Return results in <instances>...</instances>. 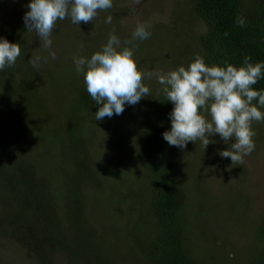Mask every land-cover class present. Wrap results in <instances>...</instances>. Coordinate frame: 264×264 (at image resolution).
Here are the masks:
<instances>
[{
    "label": "rangeland",
    "instance_id": "rangeland-1",
    "mask_svg": "<svg viewBox=\"0 0 264 264\" xmlns=\"http://www.w3.org/2000/svg\"><path fill=\"white\" fill-rule=\"evenodd\" d=\"M185 1L140 0L137 4L134 0H113V7L99 12L92 23L57 21L50 37L51 49H46L36 33L27 31L24 25L30 0H0V33L16 40L17 30L24 26L26 37L20 40L21 53L29 63L24 71L32 75L29 79L17 64V69L13 66L9 70L15 77L10 90L0 89V142L4 148L1 163H22L51 171L45 187L33 176L31 186L22 192L0 191V264H146L135 256L140 251L137 240L127 235L138 216H129L126 221V212L130 214L136 204L134 200L130 204L124 196V185L130 186V196L140 177H136L137 169L123 151L133 144L138 133L136 118L131 115L151 105L154 95L132 105L130 112L126 104L121 115L103 120L95 119L97 109L91 113L78 103L83 111L73 114L69 124L65 115L70 104L68 82H77L74 58H90L112 34L121 40L122 47L134 48L140 70L166 74L173 67L171 61L176 52L160 44L167 42L175 31L177 40H186L191 46L189 53L179 56L186 62L196 45L190 39L197 25L184 13H191ZM108 16L112 17L111 23L105 22ZM138 23L149 26L150 37L125 45ZM187 33L191 36L187 37ZM50 51L55 52L56 59H52ZM35 57H40L37 68L29 62ZM21 76L29 85L20 83L32 88L35 99L27 102L17 93ZM144 83L152 94L163 87L155 76L146 78ZM68 126L71 133L63 137ZM252 127L256 133L255 149L244 157L243 165L232 166L230 158L218 154L229 147L219 134L210 137L216 142L205 149L200 141L189 142L174 157L176 177L183 180L188 195L187 223L192 222L188 235L206 258H200L202 264L215 262L216 257L221 264H245L249 259H245L247 248L250 256L264 246L255 234L264 215V122H253ZM88 131L92 133L88 154L98 164L97 169L104 170L97 175L86 164L79 168L82 173L76 178L84 181L80 182L77 204L71 207L65 199L63 183L71 180L75 172L64 169L66 162L62 169L54 170L57 159L53 156L59 154L64 160L65 148L68 150L71 141L81 137L80 132ZM51 149L52 154L44 157L43 153ZM93 172L96 178L89 180ZM47 179L48 173L42 181Z\"/></svg>",
    "mask_w": 264,
    "mask_h": 264
},
{
    "label": "trees",
    "instance_id": "trees-1",
    "mask_svg": "<svg viewBox=\"0 0 264 264\" xmlns=\"http://www.w3.org/2000/svg\"><path fill=\"white\" fill-rule=\"evenodd\" d=\"M185 2L189 4L191 13L187 10L184 13L197 25L194 34L191 36L190 33H187V37L191 36L190 41L193 39L196 45L188 60L186 62L181 60L179 56L189 53L191 46L186 40L183 42L177 40L176 32H171L172 36L168 37V41L160 44L168 47V50L176 52L175 59L171 61L173 67L169 68V71L181 65L187 66L196 56L203 57L209 66H226L227 63H230L239 67L244 64L246 56L251 57L250 62L253 64L264 62V0H186ZM238 16L245 19L244 27L237 24ZM21 27L24 29L23 25ZM23 29L17 30L16 40L7 33H0V39L6 38L10 42L18 43L21 47L20 40L26 37ZM185 29L188 31L187 27ZM27 65L29 63L21 53L13 69L18 68L24 71V67ZM10 69L12 67H6L0 71V89H9L14 84L15 77L9 71ZM24 73L29 76V79H32V75L25 71ZM21 81L25 85H29L28 81L21 76L17 84V93L27 102L35 99L32 88L24 87L20 83ZM68 84L70 86L68 96L70 104L68 106L69 113L67 114L65 111V115L70 124L71 116L83 111L79 109L78 103L81 108L84 105L86 110L91 113L95 109L98 110L99 105L88 94L83 74L78 73L77 82L74 83L70 79ZM252 87L258 91H264V76ZM152 95H154V101L151 105L135 115H131L136 118L135 130H138V133H136L133 144L123 151L127 154V159H131V165L137 169L136 177H140L138 179L140 181L139 188L137 187L130 196L128 195L130 186L124 185V196L129 198L130 204L132 200L136 204L130 209V214L126 212V221L130 219L129 216H138L136 220L132 221L127 235L137 240L138 245L129 238L139 247L140 251L136 252L135 256L140 260L144 259L146 264H202L203 260L200 258H206L200 255V251L188 235L187 229L192 222L187 223L189 209L186 206L188 200L186 186L183 180L176 177L175 174L177 167L174 157L179 148L170 146L163 138V133L171 128L169 114L174 105L165 100L162 88ZM71 103L74 104V107H71ZM253 103L258 105L257 100H254ZM126 108L130 112L133 107L127 104ZM261 109L264 112V108ZM69 126L65 130L67 132L63 133V137L71 133ZM80 133L81 137H76L71 141L68 150L65 148L67 157L64 160H61L59 154L53 156L57 159L54 170L62 169V163L66 162L67 166L64 169L71 168L75 172L71 180L63 183L67 191L65 199L69 206L71 204V207L77 204V197H80L81 194L80 182L84 181V179L76 178L77 174L82 173L79 168L86 164L93 167L97 175L104 170L103 168L97 169L98 164L94 163L91 154H88L87 151L89 145L91 146L90 136L92 133L89 131ZM58 149L59 146L55 150ZM3 153V144L0 142V179L4 182L0 185L1 192L7 189L11 191L18 189L22 192L31 186L33 176L40 180L44 187L45 183L51 179V171H47L45 167L35 168L22 163L3 165L1 163ZM51 154L52 149L44 152L43 156L49 157ZM117 159L121 160L120 153H117ZM94 172L92 176L88 177L89 180L96 178ZM47 173L48 179L42 181L46 178ZM105 173L109 175V170ZM200 232L203 233L202 229ZM255 234L260 236L262 242L264 241V215ZM248 250L247 248L245 259H249L245 264H264V246L250 256H248ZM210 264H221V262L216 257L215 262L212 260Z\"/></svg>",
    "mask_w": 264,
    "mask_h": 264
},
{
    "label": "clouds",
    "instance_id": "clouds-1",
    "mask_svg": "<svg viewBox=\"0 0 264 264\" xmlns=\"http://www.w3.org/2000/svg\"><path fill=\"white\" fill-rule=\"evenodd\" d=\"M139 3L140 0H134ZM23 19L27 31H34L46 49H51V34L57 21L70 19L80 25L93 22L101 11L113 7V0H30ZM111 16L106 23H111ZM239 26H245L242 16L236 18ZM148 25L138 23L132 39L145 40L151 35ZM52 59L55 52L50 51ZM21 56V47L6 38L0 39V71L13 67ZM40 57L30 59L37 68ZM251 57L244 58L242 66L227 63L226 66L206 64L201 56L187 66L181 65L166 74L145 72L138 68L134 48L121 46V40L112 34L101 50L90 58H74L76 71L83 74L87 92L99 105L96 120L121 115L125 105H136L144 97H152L144 80L156 77L162 85L165 100L174 105L170 115L171 128L163 133L170 146L184 149L189 142L200 141L205 149L210 139L219 134L229 147L218 154L230 158L232 166L243 165L244 157L255 149L256 135L253 122H264V91L252 86L264 76V62L255 64ZM257 100L258 105L253 101ZM210 117V119H209ZM234 141V142H233Z\"/></svg>",
    "mask_w": 264,
    "mask_h": 264
}]
</instances>
